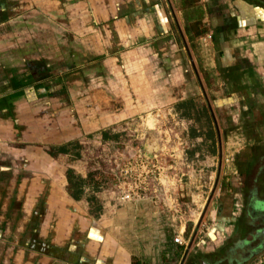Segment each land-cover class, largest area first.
<instances>
[{
    "label": "crops",
    "instance_id": "crops-1",
    "mask_svg": "<svg viewBox=\"0 0 264 264\" xmlns=\"http://www.w3.org/2000/svg\"><path fill=\"white\" fill-rule=\"evenodd\" d=\"M0 2V18H4L0 19V199L4 200L0 224H5L0 232V264H186L193 250L199 257L214 254L224 241L235 240L244 207L242 201L236 214L233 204L240 197L250 199L246 184L256 178L254 172L247 173L252 154L243 166L238 164L239 177L227 166L223 173L218 168L211 182L215 173L210 162L222 155L219 134L215 138L211 130L201 132L199 121L208 119L204 97L227 93L242 96L248 112L261 113L257 121L264 129V26L245 29L243 46L234 41L220 49L218 44L214 56V45L201 42L213 33L204 24L208 15L203 0ZM215 10L220 16L221 8ZM237 27L229 24L223 33L236 39L228 33H237ZM235 67L239 73L234 81L229 76ZM148 114L158 123L167 114L177 116L176 124L187 129V137L173 144L195 146L194 157L191 162L185 156L178 161L176 173L169 159L172 148L167 155L161 149L165 141L171 146L172 139L153 137L151 144H142L144 150H149L148 144L153 148L151 161L144 162L139 152L133 156L134 183L104 188L97 180L106 172L81 167L87 164L82 145L128 147L131 141L124 132L138 128ZM47 122L52 123L51 135L45 130ZM260 140L264 145V138ZM132 144L138 150V140ZM67 145L81 150L67 147V154H58V148ZM125 150L119 152L123 162ZM61 158H71L70 168H61ZM69 170L87 181L80 200L69 194ZM177 174H185L184 184L172 180ZM193 176L195 186L190 181ZM28 177L51 182L53 190L61 188L79 210L65 235L44 240L39 219L45 216L36 205L38 197L33 201L38 208L28 201ZM208 186L213 194L217 189L221 194L208 221L213 231L200 235L203 230L198 227L194 234L198 244L185 245L187 220L202 225L197 215L204 206L200 198L201 212L191 218L181 210L191 208L195 198L190 193L202 195ZM33 188L43 200L45 188ZM129 192L130 200H125L123 195ZM108 194H115L114 199ZM182 196H193L189 205L178 200ZM30 217L36 225L34 236L27 229ZM17 224H21L19 234ZM216 230L225 232L223 238ZM177 237L183 244L175 243ZM28 242H34L35 248H29Z\"/></svg>",
    "mask_w": 264,
    "mask_h": 264
},
{
    "label": "rangeland",
    "instance_id": "rangeland-1",
    "mask_svg": "<svg viewBox=\"0 0 264 264\" xmlns=\"http://www.w3.org/2000/svg\"><path fill=\"white\" fill-rule=\"evenodd\" d=\"M262 1L264 2V0ZM202 4L206 8L205 12L208 15L205 18L204 24H206L209 29H212L213 33L210 34L211 37L208 38L207 40L201 39L202 40L201 42L204 45L208 43L210 45V48L212 45H214L213 46L214 56L216 55V53H218V50H219L218 44H220V49L222 47H228V46L231 47L234 41L236 43H242L241 45L243 46V44L246 41L245 39L247 38L243 34L245 29L251 28L254 26H257V27L264 26V13L261 11V9L264 7V4H259L255 0H203ZM216 6L221 8L220 16L217 15V11L215 10ZM0 19L3 20L4 18H0ZM229 24L235 25L236 27L242 25V27L240 28L237 27L235 29L237 33L235 32L228 33L231 36L237 35L236 39L234 37H231L229 39L228 35L223 33V31L224 32L226 31ZM220 34H221V38H219ZM256 35H259V34H256ZM261 38H262V41L264 42V35L263 37L261 36ZM186 42L188 41L186 40ZM197 44H200V41ZM238 73H239V69L237 67L233 68L231 72V76H229V78L234 80V77H237ZM215 85L219 86V84H215ZM230 93H233V92H230ZM231 95L227 96V93H225V96H221V97L214 96V95L204 97V103H203L204 110H205V113L208 114V119L206 123L199 121L200 126H201L200 130L201 132H203L204 129L211 130L213 132L214 137L216 136V133L218 132L219 135H217L218 137L217 141H219L220 143L221 153H222L221 157H219L221 160L214 159L212 163L210 162V164H213L212 167H210V169H213L215 173L210 179L211 182L215 180L217 169L219 168L221 169V172L222 171L225 172L227 170V166H229V168H233L234 171L237 172L236 175L238 176V172H239L238 168L240 167L238 166V164L243 166V164L245 163L244 160H246L247 157H250L249 154L252 153L251 152L252 149L253 151H256L258 149L261 150V148L264 147L263 144H260L261 141H263L260 139L264 138V129L259 128V125L261 124H259L257 121V118H261V113L248 112L249 108L246 107L245 105L246 101L244 100V98L242 96L233 97ZM191 115L193 117H196L197 113L196 114L192 113ZM249 118L251 120L253 119L256 120L257 123L256 124L252 123V121H250ZM159 119H160V123H158L159 122L157 121L158 119L156 120L155 117H153L151 114H148L144 118L140 119V126L138 128L126 130L124 134L126 138L130 139L131 141V144L128 147L125 145H121V144H118V145L114 144L112 146H109L110 147L109 149H106L102 145H98L95 142L86 143L85 145H82L83 150H84V152L82 153L85 155V159H86L85 162L87 164L81 165V167L83 168L86 167L87 170H90L92 172H95V171L96 172H99V171L106 172L105 177H102L101 179L97 180V183L104 185V188L105 187L115 188L117 187V185H121L124 182L127 185H130L134 181L133 179L135 177V175L132 174L133 156L139 152L143 154L142 159L144 160V162H146L147 160L151 161V151L153 150V148L149 144H151V138L159 136L161 138H166L167 140L170 138L172 139L170 141V145L172 143L171 146H169L167 141H165L166 143L164 146L161 145V149H163L162 152L163 153L165 152L167 155V153L169 152V148L170 147L172 148L171 150L172 156L169 159L171 160L172 171H176L177 173L179 171V168L177 167L176 163L178 161H182L183 159H185L184 156L188 157L190 159L188 161L191 162L192 158L194 157L193 154H195L196 147L191 146V145L181 146L179 144H173L175 140H176L175 143H178L179 138H183L184 135L187 137V134H185V131L187 133V129L181 130L180 128H183V126L180 125L179 123L176 124V122L178 121L177 116H175L174 114H167L166 118L159 117ZM213 120H214V124H212ZM248 122H251L252 124ZM51 124L52 123L47 122L45 126V130L48 135H51V131H50ZM151 132L153 133L151 134ZM35 137L36 135L33 138ZM91 137L92 139H95L96 136L95 134H93ZM260 137H263V138H260ZM88 140L89 139H85L83 141L87 142ZM135 140H138L139 142L138 150L137 148L135 150L134 147H137V146L135 144H132V142ZM146 142L149 143L146 146V148L149 149L148 151L144 150L143 149L144 145H142ZM123 147L124 149L126 148L125 150L126 154H124L125 159H126L125 162H123V159H121L123 156L119 155V152L123 151ZM78 148L79 146L74 145V151H76V149ZM79 149L81 150V148ZM205 151H207V149H205ZM70 159L71 158L69 159L61 158L60 160L61 168H63L64 170L68 168L70 163L72 162ZM183 162L186 163V161H183ZM258 167L259 166H256L257 169ZM189 168H193L192 164H190ZM194 169L198 170L196 167H194ZM125 170L129 171L128 175L124 173ZM121 172L124 174L123 176L119 175ZM194 177L195 176L191 177L190 179L191 182H194L193 186H195L196 184L195 183L196 178ZM28 178H29L28 180L29 189L27 192L28 201L29 203L33 205V207L38 208L34 204L35 198L38 197V201H37L38 204L36 203V205L39 206L40 208L39 211H41L42 214L45 216L43 219L41 218L39 219L43 222V224H41L42 228L40 229L43 231L42 234L46 238V239L44 238V240L49 242V240L52 237H54V235L55 236L65 235L67 233V226H68L69 221H71V219L74 218L75 214L79 212V210H76L75 205L71 202L67 194L64 193L61 188L59 189L55 188V190H53L51 182L42 181L41 180L42 178H39V177L38 178L28 177ZM145 178H146V175H145ZM184 178H185V174L180 175V176H178V174L172 176V180L174 181L176 179L179 180L176 182L177 184L180 183V180L182 181V184H184L185 183ZM159 179L161 180V177H159ZM160 180H159V183L161 182ZM146 182L148 183L149 180L146 179ZM13 183H14V180H13ZM34 185L45 188L43 200L39 201V197L42 195L38 194L39 191L37 193L35 188L32 189V186L34 187ZM171 185L175 186L176 184L172 183ZM204 189H205L204 191L205 193L202 195L190 193V195H194V198L196 200L194 199V202H192L191 208L189 207L188 209L182 208L181 210L182 212H187L189 218H191V216L193 217L196 216L197 212H201V209H199L200 206L197 204L198 202H200L199 200L200 198L202 200L201 206H204L203 212L200 215H197V217H200V219H202L203 221L202 223L205 226H203V224L199 225V223L197 225H193L190 223L191 222L190 219H188L187 220V232L184 234V239H185L184 244L185 245L186 243L187 245H189L191 242L196 245L198 244L199 240L196 241L197 243L194 242L195 229H198V227H199V230H203V232L200 235L206 236L205 234H207L211 230L213 231V227L212 225L209 224L208 221L211 220L210 217L213 212V206L217 207L218 199L221 198V194H219L218 189L216 190V193L213 194L209 190V186L208 188H204ZM149 192L150 191H145V190L143 191V193H149ZM0 195H3V194H0ZM169 195L170 197H172V201L175 200L173 190L171 191ZM108 197L114 199L115 194H108ZM123 197L125 200H130V192L124 194ZM177 198L179 201H181V203L184 202L183 203L184 205L186 203H188L189 205L193 196L192 198L190 196L188 198H183V196L181 199L179 197ZM3 201L0 199V205L3 204ZM242 201L243 199L241 197L237 198L236 201H234L233 207L235 209L236 214H240L242 210ZM193 208L194 209L196 208V209L193 210ZM0 212H3V210L0 209ZM32 212H35V209H33ZM214 220L217 223L218 219L216 218ZM29 222H28L29 224L27 225L29 236H31L30 232H32V235L34 236L36 234V225L32 223L34 222V220H31V217H30ZM228 225L231 226V224H228ZM15 227L17 228L15 232H18L21 227V224H17ZM4 229H5V224L4 225L0 224V232H2ZM214 233L218 234V230L214 231ZM219 233L221 235L218 234V237L223 238V235L225 234V232L220 231ZM48 242H45V243H48ZM34 244H35L34 242H28V247L31 249L32 248L34 249L35 248ZM192 258H196L195 250H193V255H191L188 260L190 261L192 260ZM253 264H256V262Z\"/></svg>",
    "mask_w": 264,
    "mask_h": 264
},
{
    "label": "flooded vegetation",
    "instance_id": "flooded-vegetation-1",
    "mask_svg": "<svg viewBox=\"0 0 264 264\" xmlns=\"http://www.w3.org/2000/svg\"><path fill=\"white\" fill-rule=\"evenodd\" d=\"M251 154L247 173L254 172L256 178L252 184H246L252 193L250 199L247 196L243 199V216L236 239L224 241L221 250L214 254L187 259L186 264H264V147Z\"/></svg>",
    "mask_w": 264,
    "mask_h": 264
},
{
    "label": "trees",
    "instance_id": "trees-1",
    "mask_svg": "<svg viewBox=\"0 0 264 264\" xmlns=\"http://www.w3.org/2000/svg\"><path fill=\"white\" fill-rule=\"evenodd\" d=\"M255 1L259 4H264L262 0H255ZM67 147L74 148V145H69V146L67 145V146L59 147L57 151L58 154H67L68 153ZM54 151L55 150L52 149L50 151L51 152L50 154L55 156L56 153ZM67 177H68V182H69V186H68L69 194L75 200H80L84 195V189H85V186L87 185V181L81 177L73 175L71 170L68 171ZM95 189L99 190L97 185L95 186Z\"/></svg>",
    "mask_w": 264,
    "mask_h": 264
},
{
    "label": "built area",
    "instance_id": "built-area-1",
    "mask_svg": "<svg viewBox=\"0 0 264 264\" xmlns=\"http://www.w3.org/2000/svg\"><path fill=\"white\" fill-rule=\"evenodd\" d=\"M124 173H125L126 175H128L129 171H128V170H125ZM175 243L183 244V241H181V239H180L179 237H177V238L175 239Z\"/></svg>",
    "mask_w": 264,
    "mask_h": 264
}]
</instances>
